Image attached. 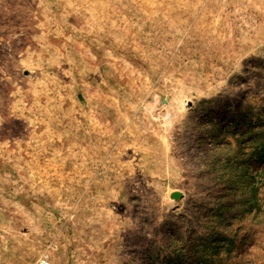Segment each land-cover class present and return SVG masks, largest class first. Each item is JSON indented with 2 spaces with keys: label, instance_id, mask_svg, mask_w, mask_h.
<instances>
[{
  "label": "rangeland",
  "instance_id": "374dc122",
  "mask_svg": "<svg viewBox=\"0 0 264 264\" xmlns=\"http://www.w3.org/2000/svg\"><path fill=\"white\" fill-rule=\"evenodd\" d=\"M0 264H264V0H0Z\"/></svg>",
  "mask_w": 264,
  "mask_h": 264
}]
</instances>
